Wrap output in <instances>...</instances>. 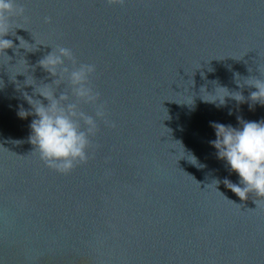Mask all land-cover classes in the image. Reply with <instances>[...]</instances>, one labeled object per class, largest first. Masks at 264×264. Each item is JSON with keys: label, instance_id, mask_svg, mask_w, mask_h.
Masks as SVG:
<instances>
[{"label": "water", "instance_id": "1", "mask_svg": "<svg viewBox=\"0 0 264 264\" xmlns=\"http://www.w3.org/2000/svg\"><path fill=\"white\" fill-rule=\"evenodd\" d=\"M16 3L28 19L13 26L28 30L5 36L16 47L0 56V264H264V201L223 183L240 177L210 143L212 122H260L264 106L206 102L226 94L217 87L247 100L256 89L236 74L264 78V0ZM56 46L96 65L93 86L116 124L97 118L100 147L67 175L33 152L37 117L18 115L31 110L28 76L52 82L38 61Z\"/></svg>", "mask_w": 264, "mask_h": 264}, {"label": "clouds", "instance_id": "2", "mask_svg": "<svg viewBox=\"0 0 264 264\" xmlns=\"http://www.w3.org/2000/svg\"><path fill=\"white\" fill-rule=\"evenodd\" d=\"M106 3L125 6L126 0H106ZM25 11V7L18 5L16 0H0V56H7L5 50L16 47L13 41L5 39V36H15V29L28 30L19 24L13 26L15 18H23L25 21L28 19ZM46 22L51 23V18H46ZM16 38L20 41V48L33 51L25 47L26 44H33H29L23 37ZM66 61L71 62V67ZM38 65L50 74L52 82L37 84L32 76H28L26 84L34 86L33 95L27 92L23 95L31 105V110H25L21 105L18 115L22 119L30 115L37 117L30 125L29 141L34 146L33 152H38L47 167L67 175L89 161L90 149L100 147L94 145L92 140L100 130L97 118L111 128H115L116 124L107 119V103L100 102L101 94L93 86L92 78L97 72L95 64L79 63L72 49L56 46L38 61ZM236 75V82L241 88L247 85L256 89L250 93L247 100L242 92L229 91L225 87H217L226 93L221 98L215 101L204 100L213 103L219 101L217 107L225 105L226 97H231L238 103L251 101L250 108H254L257 103L264 106V78L261 74L260 77L244 78L243 83L239 74ZM29 77L35 83H30ZM64 84L68 85L71 94L66 89L57 95V90ZM34 96L43 97V100ZM85 104L94 106L95 116L82 110L81 105ZM239 119L240 128L212 122L216 139L210 143L217 149L218 158L225 160L231 171L238 173L240 177L239 184L228 179L223 183L242 201L254 196V202L259 206V203L264 201V120L251 122ZM190 157L189 160L197 164L196 158Z\"/></svg>", "mask_w": 264, "mask_h": 264}]
</instances>
